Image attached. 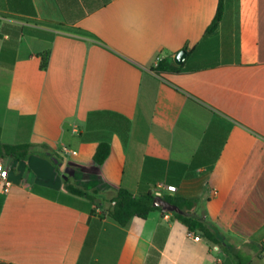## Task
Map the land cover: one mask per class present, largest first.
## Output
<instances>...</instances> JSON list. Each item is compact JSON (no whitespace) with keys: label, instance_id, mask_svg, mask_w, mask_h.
I'll use <instances>...</instances> for the list:
<instances>
[{"label":"crops","instance_id":"0c3cea01","mask_svg":"<svg viewBox=\"0 0 264 264\" xmlns=\"http://www.w3.org/2000/svg\"><path fill=\"white\" fill-rule=\"evenodd\" d=\"M218 5L0 0V141L33 145L0 159L12 184L0 188V264H264V0H225L207 33ZM102 141L111 153L97 166ZM121 188L199 200L225 248L166 211L125 227L101 218Z\"/></svg>","mask_w":264,"mask_h":264},{"label":"trees","instance_id":"16d2710c","mask_svg":"<svg viewBox=\"0 0 264 264\" xmlns=\"http://www.w3.org/2000/svg\"><path fill=\"white\" fill-rule=\"evenodd\" d=\"M225 13V0H219V5L217 8L216 15L211 23V25L207 29V33H214L218 30L219 25L224 17ZM42 56V68L46 69L48 66L49 53L44 52L41 54ZM164 66V65H163ZM162 64L155 69L154 71L157 73L161 72V68H164ZM123 120V121H122ZM120 123L122 128L121 137L124 142L127 141L128 133L130 129V121L126 118H123ZM45 149L51 152L52 156L58 159V157L51 151L50 147L44 145ZM33 145L26 144H16L9 145L4 144L0 141V159L6 157H12L17 160H25L27 159L32 151ZM111 153V144L108 141H102L97 151L94 155V161L97 166L104 164ZM200 156V152L195 156V160ZM65 186L68 192L75 196L83 197L91 202V204H98L97 191H87L82 189L76 185H74L70 180L65 181ZM155 194L151 191L134 195L132 192L125 188H121L117 195L109 201L110 207L104 212L100 214L101 218H105L106 216L112 218L121 226H127L133 219H147L149 215L154 211H166L161 207L154 206ZM170 203L177 205L181 210L184 211V214H178L175 212L172 213L173 216L181 223L184 227H186L189 231L194 232L199 235L205 241L211 243L212 245H219L222 248H225L224 239L219 236L217 233L212 231L206 224H204L201 220H199L196 215V207L199 203V200H189V199H181L174 198L171 196L165 197ZM0 202V208L1 204ZM96 208L91 210L92 214H97ZM98 234V226H94L92 228L91 233L87 239V247H92L97 239ZM243 264V263H240Z\"/></svg>","mask_w":264,"mask_h":264},{"label":"built area","instance_id":"2783aa9c","mask_svg":"<svg viewBox=\"0 0 264 264\" xmlns=\"http://www.w3.org/2000/svg\"><path fill=\"white\" fill-rule=\"evenodd\" d=\"M162 59L158 57L154 62V69H157L160 66ZM11 182L9 179V170L6 169L4 163L0 160V188L2 193L6 194L11 189ZM167 189L170 192H176L177 188L176 186H168ZM188 237L193 239L194 241H200L201 238L197 236L194 232L189 231Z\"/></svg>","mask_w":264,"mask_h":264},{"label":"water","instance_id":"95a60500","mask_svg":"<svg viewBox=\"0 0 264 264\" xmlns=\"http://www.w3.org/2000/svg\"><path fill=\"white\" fill-rule=\"evenodd\" d=\"M186 57H187V51L185 50L180 51L173 57V62L175 65L181 66L184 63ZM154 206L161 207L169 212L184 214L183 210H181L177 205L170 203L161 193H158L155 196Z\"/></svg>","mask_w":264,"mask_h":264}]
</instances>
